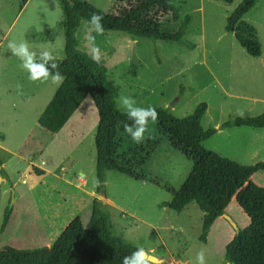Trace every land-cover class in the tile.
Here are the masks:
<instances>
[{
	"label": "rangeland",
	"instance_id": "1",
	"mask_svg": "<svg viewBox=\"0 0 264 264\" xmlns=\"http://www.w3.org/2000/svg\"><path fill=\"white\" fill-rule=\"evenodd\" d=\"M85 1L101 10L110 2ZM240 1L185 0L183 14L192 20L184 37L195 43L192 50L180 42L127 40L123 32L110 30L101 35L92 31L93 43L87 39L88 29L84 31L86 22L76 31L78 48L91 54L93 47L99 48L100 60L107 67L103 88L117 109L121 110V95L133 97L139 107H167L178 117L205 102L201 125L204 129L218 128L236 116L252 117L264 111V0H258L244 16L257 30L261 43L258 57L249 56L225 29L227 16ZM63 16L58 0H0V136L4 146L17 155L0 150L7 175L0 188L9 187L2 197L6 199L0 202V223L4 212L1 203L12 208L8 228L0 236V249L48 247L47 242L57 237L72 209L83 210L98 199L107 205L117 236L158 258L156 262L147 260L148 264H199L197 255L201 252L205 264H227L224 248L235 233L227 219L214 223L206 243H202L203 213L195 202L181 212L164 206L172 198L171 190H177L185 180L192 162L168 140L158 138L154 122L148 123L145 136L155 137L159 143L146 165V178L134 180L108 170L104 194L95 191L98 113L91 96H86L60 134L51 135L38 125V116L60 83L51 78L29 80V73L20 67V59L8 44L19 47L22 41L27 42L37 60L46 49L55 59L63 58ZM202 144L242 164L264 161V129L224 127ZM41 159L49 169L44 174L41 166L28 164L39 165ZM252 177L264 187V171ZM66 179L80 182L94 194L84 199L79 194L78 203L76 186ZM44 193L50 194L47 216L38 210L43 203L39 196ZM238 209L235 205L224 214L244 228L249 220Z\"/></svg>",
	"mask_w": 264,
	"mask_h": 264
},
{
	"label": "trees",
	"instance_id": "2",
	"mask_svg": "<svg viewBox=\"0 0 264 264\" xmlns=\"http://www.w3.org/2000/svg\"><path fill=\"white\" fill-rule=\"evenodd\" d=\"M231 3L233 0H220ZM258 0H241L226 18V31L252 57L261 55L257 30L244 19V15ZM64 19V57L55 61L64 77L44 110L37 119L38 125L57 134L87 95H90L98 113L94 133L95 191L105 193L108 170H115L134 180L146 178V165L159 141L145 136L135 143L124 131L123 123L131 124L122 110L113 105L103 88L107 67L103 60L94 61L92 54L78 48L76 31L81 19L90 20L92 13L103 16L104 30L121 31L130 39L146 38L151 41L180 42L187 49L195 43L184 37L192 17L183 14L185 0H110L106 10H101L85 0H58ZM37 62H40L37 60ZM49 62L46 67L54 73ZM149 107V106H147ZM144 107V108H147ZM154 107L158 118L154 122L159 139H166L171 147L185 155L191 169L172 198L164 203L176 212L190 202L202 211L199 240L206 243L208 232L235 196L238 205L249 218L244 228H239L224 248V259L229 264H264V187L251 177L264 170V161L242 164L203 146L217 129L248 126L264 128V111L252 117L236 116L218 128L204 129L201 119L207 109L200 102L194 110L182 117L169 108ZM149 122H152L149 120ZM99 181V186L96 181ZM12 208L6 206L0 230L3 231ZM215 229V228H214ZM138 248L113 232L106 204L98 199L81 210L64 228L49 247L19 249L4 246L0 249V264H122Z\"/></svg>",
	"mask_w": 264,
	"mask_h": 264
},
{
	"label": "clouds",
	"instance_id": "3",
	"mask_svg": "<svg viewBox=\"0 0 264 264\" xmlns=\"http://www.w3.org/2000/svg\"><path fill=\"white\" fill-rule=\"evenodd\" d=\"M103 20L102 15L92 13L90 20L87 23L90 25L88 29L87 39L94 43L95 37L91 36V32L95 31L98 35L103 34L104 27L101 21ZM8 47L12 49L13 55L17 56L20 61V67L29 73L28 79L35 82L37 80L47 81L51 78L53 83L59 84L63 81L64 77L59 71V65L55 62V57L50 50H43L39 54V61L37 62V53L30 51L27 42L22 41L17 47L15 43L9 42ZM91 58L98 62L99 48L93 47ZM51 62V69L55 70L54 73L49 71L46 65ZM118 104L122 110V114L127 117L128 120L132 121L131 124L126 122L123 123L124 131L131 137V139L140 144L145 139V133L148 131L149 120L155 122L158 118V113L154 107H139L137 106L136 100L131 96L121 95L118 98ZM96 185L99 186V181H96ZM146 253L143 248H138L130 256L122 258V264H148L146 260ZM197 259L199 264H205L203 253H198Z\"/></svg>",
	"mask_w": 264,
	"mask_h": 264
},
{
	"label": "crops",
	"instance_id": "4",
	"mask_svg": "<svg viewBox=\"0 0 264 264\" xmlns=\"http://www.w3.org/2000/svg\"><path fill=\"white\" fill-rule=\"evenodd\" d=\"M257 3V2H256ZM255 6V5H254ZM253 6V7H254ZM252 7V8H253ZM251 8V9H252ZM250 9V10H251ZM62 10V9H61ZM63 13V12H62ZM247 14V13H246ZM245 14V15H246ZM244 15V16H245ZM63 18H64V16H63ZM63 22V21H62ZM82 22V23H81ZM83 22H86L87 23V20H85V19H81V21H80V28L78 27V29L79 30H81V28L83 27ZM89 27H90V25L87 23V25H86V27H85V29H84V31L86 30V29H89ZM77 29V30H78ZM104 31H109V30H104ZM110 31H112V30H110ZM121 32V31H120ZM78 34H79V32H78ZM81 34V33H80ZM125 34V33H124ZM126 36H128L127 34H126ZM3 39V38H2ZM81 39H82V37H81ZM127 40H130V38H129V36H128V39ZM2 41V40H1ZM0 41V42H1ZM78 45H79V41H78ZM85 47H87V46H85ZM84 51V50H83ZM86 52V51H85ZM87 53H89V52H87ZM91 54V53H90ZM64 57V56H63ZM63 58H56L55 59V61H60V60H62ZM16 79L18 80L19 79V77L17 76L16 77ZM1 98H2V96H0ZM28 97V96H27ZM86 98V97H85ZM84 98V99H85ZM51 99V98H50ZM84 101V100H83ZM82 101V102H83ZM49 102V101H48ZM82 102H81V104H82ZM81 104L78 106V108L75 110V112L71 115V117L67 120V122L64 124V126L60 129V131L58 132L59 134L62 132V130H64L65 128H66V126H67V124L69 123V121L71 120V118L74 116V114L78 111V109H79V107L81 106ZM45 108V107H44ZM38 119V118H37ZM98 122V121H97ZM245 127H248V126H245ZM251 128H253V127H251ZM256 129H264V128H256ZM247 130H249V129H247ZM57 133V134H58ZM56 134V135H57ZM0 150H2V151H7V152H9L12 156H17L16 154H15V151H13V150H10L9 148H7V147H5L4 146V144H3V140H2V137L0 136ZM4 163H5V161L3 160V157L0 155V168H2V166H4ZM28 164H29V166L31 165V164H33V165H36V166H41V173L42 174H44L45 172H49V169H47L43 164H44V160H42L41 159V162H40V164L39 165H37V164H35V163H33V162H29L28 161ZM262 171H264V170H262ZM254 175V174H253ZM251 179L253 180V177H251ZM70 184H74V186H76V189H77V193H76V195H77V201H78V203H79V194L81 195V198H86L85 196L87 195L89 198H90V196H92L91 194H94L93 193V191H87L84 187H82L81 185H80V182H78V183H74L72 180H69V179H66ZM5 181V178H2L1 177V175H0V184L1 183H3ZM257 184V183H256ZM9 190V187L7 186L4 190H1V188H0V202H4V200L6 199V198H2L3 197V194L4 193H7V191ZM49 195V196H48ZM43 197V199H42V204L41 203H39V198H42ZM48 197H50V194L49 193H44L42 196H39V198H38V202L37 203H39V205H38V210L41 212V213H43V215L44 216H47V212H46V204L48 203ZM3 203H1V211H4L5 210V208H6V203L5 204H3ZM237 206V207H239L240 209H238V210H242L241 209V207L238 205V203H237V201H236V198H235V196H233L232 197V199H231V201L229 202V204L226 206V208H225V213H229V210H230V208L231 207H233V206H235V205ZM82 209H81V207H76V208H74V209H72L71 210V216H69V219L67 220V222L64 224V226L62 227V229H61V231L59 232V234L57 235V237L60 235V233L64 230V228L67 226V224L75 217V215L76 214H78L80 211H81ZM182 211V210H181ZM4 213V212H3ZM11 216V215H10ZM247 216V215H246ZM10 219V218H9ZM222 220H224V218L222 217V216H219V217H217L216 219H215V221L213 222V224L214 223H216V222H221ZM248 220H249V218H248ZM212 224V225H213ZM8 225H9V220H8V222H7V224H6V226H5V228H4V230L3 231H1L0 230V236L2 235V234H4L5 232H6V229L8 228ZM0 226H1V223H0ZM57 237L53 240V242L57 239ZM50 242V244H48ZM53 242H51V241H48L47 242V246L49 247Z\"/></svg>",
	"mask_w": 264,
	"mask_h": 264
},
{
	"label": "water",
	"instance_id": "5",
	"mask_svg": "<svg viewBox=\"0 0 264 264\" xmlns=\"http://www.w3.org/2000/svg\"><path fill=\"white\" fill-rule=\"evenodd\" d=\"M132 44H133V41L131 42V45ZM0 173H1V177L2 178H6L7 177V175L5 174V172H4V170L2 168H0ZM222 217L227 219L230 222V224L233 227L235 232L238 231L239 227L237 226L235 221H233L227 214H223ZM145 253H146V257H145L146 260L152 261V262H156L158 260V258L156 256L152 255L151 253H149L147 251H145ZM227 264H228V262H227Z\"/></svg>",
	"mask_w": 264,
	"mask_h": 264
}]
</instances>
